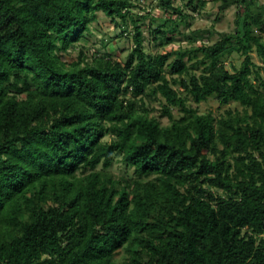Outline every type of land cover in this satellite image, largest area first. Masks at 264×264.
Segmentation results:
<instances>
[{"label":"trees","instance_id":"obj_1","mask_svg":"<svg viewBox=\"0 0 264 264\" xmlns=\"http://www.w3.org/2000/svg\"><path fill=\"white\" fill-rule=\"evenodd\" d=\"M140 1L0 0V264H264V4L221 0L235 28L194 44L160 0L190 44L153 52ZM100 12L133 21L125 58L83 42Z\"/></svg>","mask_w":264,"mask_h":264},{"label":"rangeland","instance_id":"obj_2","mask_svg":"<svg viewBox=\"0 0 264 264\" xmlns=\"http://www.w3.org/2000/svg\"><path fill=\"white\" fill-rule=\"evenodd\" d=\"M207 5L199 11L194 10L191 6L187 7V0H174L175 6H181L186 9L189 13L193 14V17L190 18L189 25H181V31L183 33L192 34L196 32L197 39L194 44H200L206 40L208 43H213L219 39L224 32H229L235 28V18L238 11V5H226L223 8L221 7V0H207ZM264 4V0H259ZM140 5L134 8L136 14L140 17L148 12H153V16L149 15L148 17H141V24H146L143 27V34L145 36V47L149 51H158L164 48L171 46L178 47L180 44L189 45L190 41L179 39L183 37L182 34H179L174 42L169 43L164 47L161 44L163 37H160L156 33V28L159 25L160 21L156 20V17L164 16L165 9L160 5V0H141ZM176 16L177 13H174ZM154 18V19H153ZM158 19V18H157ZM123 27H118L112 21V19L105 15L104 13H99V18L92 25L91 33H88L87 36L83 39V42L90 47L92 51H96L100 54H112L113 56L123 59L125 58L133 47V21L131 19L126 23V30L122 32ZM200 30V31H198ZM164 40H167V36H164ZM254 58L257 62L260 61L257 53L254 52ZM77 55V51H72L70 55L65 54L64 57L71 59ZM243 56L234 53L227 58L229 62V67L232 66V63L237 66L240 65ZM231 64V65H230ZM195 107H198L200 111L212 110L215 113H222L228 107V105H222L218 99L215 97H210L206 101L197 103L193 98L190 100ZM153 104L156 107L157 115H161V102L153 101ZM180 109V106H177ZM176 115H180V112L176 110ZM162 120L166 123L169 121L167 116L162 117ZM113 170L119 173H126L128 170L121 161H117Z\"/></svg>","mask_w":264,"mask_h":264}]
</instances>
